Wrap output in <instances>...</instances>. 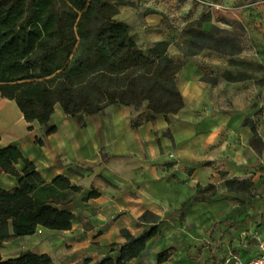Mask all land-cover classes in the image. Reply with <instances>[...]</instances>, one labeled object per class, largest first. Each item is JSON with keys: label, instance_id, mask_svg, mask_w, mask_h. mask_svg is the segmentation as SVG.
Wrapping results in <instances>:
<instances>
[{"label": "crops", "instance_id": "0c3cea01", "mask_svg": "<svg viewBox=\"0 0 264 264\" xmlns=\"http://www.w3.org/2000/svg\"><path fill=\"white\" fill-rule=\"evenodd\" d=\"M162 3L123 2L116 20L132 28L144 52L168 42V55L184 62L177 85L185 107L178 115L148 119L144 110L120 105L81 125L57 107V133L46 136L39 124L25 121L17 104L0 100L2 142L7 138L0 148H20L47 181L66 176L82 187L67 208L83 221L63 233L39 228L30 236V251L50 255L54 264L55 244L39 239L40 230L65 236L66 264H72L71 256L80 259L89 248L107 251L106 258L116 255L126 242L122 231L138 237L150 228L139 222L148 212L161 218L160 235L129 264H159L158 256L169 250L164 264H226L232 256L249 262L260 253L264 193L254 194L264 183V72L226 79V64L215 51L184 55L183 31L198 18L168 23ZM180 16L178 10L175 17ZM203 25L205 32L225 26L213 18ZM252 32L242 58L264 67V15ZM234 179L247 181L248 190L231 191L227 181ZM93 188L100 196L85 200Z\"/></svg>", "mask_w": 264, "mask_h": 264}, {"label": "trees", "instance_id": "16d2710c", "mask_svg": "<svg viewBox=\"0 0 264 264\" xmlns=\"http://www.w3.org/2000/svg\"><path fill=\"white\" fill-rule=\"evenodd\" d=\"M122 5L105 0H0V97L17 104L25 121L39 124L46 136L57 133L52 118L57 107L81 125L120 105L144 110L148 119L178 115L185 107L177 85L184 62L168 55V42L141 50L132 28L116 20ZM204 22L184 29V55L193 58L205 50L239 54L234 40L217 27L203 31ZM224 77L231 79V74ZM4 174L16 185L0 187V264H54L50 255L30 250L5 260L1 250L6 242L34 236L39 228L71 230L82 218L67 205L82 187L66 176L47 181L14 145L0 148V175ZM227 186L237 192L249 188L247 181L236 179L228 180ZM99 196L93 188L85 200ZM139 222L150 228L138 237L122 231L124 245L99 264H129L148 249L160 235L162 221L148 212ZM170 258L169 250L158 256V263Z\"/></svg>", "mask_w": 264, "mask_h": 264}, {"label": "rangeland", "instance_id": "374dc122", "mask_svg": "<svg viewBox=\"0 0 264 264\" xmlns=\"http://www.w3.org/2000/svg\"><path fill=\"white\" fill-rule=\"evenodd\" d=\"M119 1L132 4L133 0ZM147 1L150 0H140V2ZM160 8L168 14V23L171 22L177 25V22L184 24L187 20H192V18H198V20H193L192 22L202 19H205L206 21L207 19L213 18L216 23H219L221 25L224 24L225 26L223 27H216L223 31L225 36H229L234 40L237 50L239 51V54L234 57L218 53L221 55L226 64L225 68L227 70L225 72L230 74L233 73L235 75V78L237 79L238 77L252 78L255 73L264 72L256 67L259 66L257 63L253 61L248 62L243 59L241 53L242 44L245 47H247L248 45L247 41L251 37L250 32H252L254 21L258 20V18L264 15V0H163L162 6H160ZM178 10L182 12L183 16L177 18L175 17V13H177ZM192 22H190L189 24H191ZM203 27L204 25L202 24V30ZM249 73H251V75H249ZM6 140L7 138L6 136H4L3 142L2 140H0V146L2 144H7ZM15 185L16 182L12 178L8 177L5 174L0 175V187H2L3 189H11ZM254 191L256 190H253V192ZM262 193H264V183L261 185L260 189H257L254 195L258 194L261 196ZM44 230H40L41 234H39V239H42L46 242L52 241L55 244L53 247L54 255L58 260L56 263L66 264V251L65 246H63V244H65V236L62 234H48V232H45ZM34 245V238L21 237V239H14L12 241L6 242L3 245L1 252L3 258L6 260L8 258L18 256L22 251L33 250ZM95 251H97V256L93 257V255L91 254ZM106 252L107 251H104L103 249L95 248L94 250L93 248H89L85 250V253H87L86 256L80 257L79 259L77 255H74L70 258L73 261L72 264H99L106 259V257L103 255ZM95 258H97V262L95 261ZM139 264L143 263L141 262ZM149 264L155 263L149 262Z\"/></svg>", "mask_w": 264, "mask_h": 264}, {"label": "built area", "instance_id": "2783aa9c", "mask_svg": "<svg viewBox=\"0 0 264 264\" xmlns=\"http://www.w3.org/2000/svg\"><path fill=\"white\" fill-rule=\"evenodd\" d=\"M52 118L54 120V115L52 116ZM259 245H260V253L257 258L249 262H244L240 260L238 257L232 256L227 260L226 264H264V241H261Z\"/></svg>", "mask_w": 264, "mask_h": 264}]
</instances>
